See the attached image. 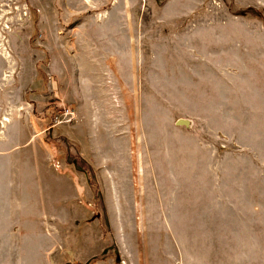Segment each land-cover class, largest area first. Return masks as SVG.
Returning a JSON list of instances; mask_svg holds the SVG:
<instances>
[{
    "label": "rangeland",
    "instance_id": "rangeland-1",
    "mask_svg": "<svg viewBox=\"0 0 264 264\" xmlns=\"http://www.w3.org/2000/svg\"><path fill=\"white\" fill-rule=\"evenodd\" d=\"M11 131L0 264H264V0H0Z\"/></svg>",
    "mask_w": 264,
    "mask_h": 264
},
{
    "label": "crops",
    "instance_id": "crops-1",
    "mask_svg": "<svg viewBox=\"0 0 264 264\" xmlns=\"http://www.w3.org/2000/svg\"><path fill=\"white\" fill-rule=\"evenodd\" d=\"M20 124H21V121L17 120L16 124H13V126L11 127V130H14V127L16 126L17 128H19V133L23 131L22 132V135H23L26 132V128L24 127V124L22 127ZM11 132L12 133L7 136V141L5 143V148H6L5 151L0 152V186L3 185L2 183L3 177H5L6 174L9 173L10 169L12 170L13 174H16L17 176L21 178V182L19 186L17 187L14 186L10 195H9V192H7V190H5L4 194L0 192V202L1 200H4L6 198L24 199L22 193L25 192L23 190H25L26 184H27L26 171L28 168H26V171L22 170V167L20 165L23 160L21 162L19 161L20 156L26 158V138L24 139L22 137L21 140H19V144L15 145L14 144L15 134L13 133V131ZM2 142H4V140L0 141V143ZM48 158H49V155L47 156V160L45 161L46 165L44 166L42 165V167L34 171L33 174H34L36 186L37 184L41 185L42 189L46 190L48 194L50 193L53 194V198H54L55 196H58V192H59V195L60 193H62L63 187L68 188L69 185L67 182L68 180L66 178H64L61 175H56L50 170V168L47 166ZM11 162H13L17 167L12 168L11 166H9L10 164L12 165ZM30 162L31 160L28 158L26 164L28 167L31 168ZM38 181H40V183H38ZM70 183H71V187L74 190H76L74 186L75 184H73V182H70ZM0 191H3L2 187L0 188ZM26 193H29L30 198L34 200H39L41 196L43 195L42 194L40 196L39 190L38 189L36 190L35 188L33 192L30 193L27 190ZM67 193H68V190H67ZM43 196L46 197L45 195Z\"/></svg>",
    "mask_w": 264,
    "mask_h": 264
},
{
    "label": "trees",
    "instance_id": "trees-1",
    "mask_svg": "<svg viewBox=\"0 0 264 264\" xmlns=\"http://www.w3.org/2000/svg\"><path fill=\"white\" fill-rule=\"evenodd\" d=\"M73 160H74V158H73ZM81 162H84V160L83 159H81ZM90 178V182L95 186V190L98 192L99 190H98V185L96 184V182H94V180L91 178V177H89Z\"/></svg>",
    "mask_w": 264,
    "mask_h": 264
},
{
    "label": "built area",
    "instance_id": "built-area-1",
    "mask_svg": "<svg viewBox=\"0 0 264 264\" xmlns=\"http://www.w3.org/2000/svg\"><path fill=\"white\" fill-rule=\"evenodd\" d=\"M62 112H65L66 114H69V113L72 114L73 113L69 107L65 108L64 111H62Z\"/></svg>",
    "mask_w": 264,
    "mask_h": 264
},
{
    "label": "bare ground",
    "instance_id": "bare-ground-1",
    "mask_svg": "<svg viewBox=\"0 0 264 264\" xmlns=\"http://www.w3.org/2000/svg\"><path fill=\"white\" fill-rule=\"evenodd\" d=\"M7 57V56H6ZM8 76V74H7V72L5 73V77H7ZM3 121L4 122H9L10 120H9V118L8 117H4L3 118Z\"/></svg>",
    "mask_w": 264,
    "mask_h": 264
}]
</instances>
